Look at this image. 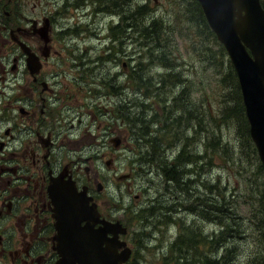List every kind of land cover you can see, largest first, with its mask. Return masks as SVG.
<instances>
[{
    "label": "rangeland",
    "instance_id": "rangeland-1",
    "mask_svg": "<svg viewBox=\"0 0 264 264\" xmlns=\"http://www.w3.org/2000/svg\"><path fill=\"white\" fill-rule=\"evenodd\" d=\"M27 1L32 18L40 13L39 20L47 16L52 24L50 57L46 62L42 60L37 76L53 83V91L42 92L45 100L38 97L35 106L39 107L47 99L50 110L61 108L58 122L65 125V133L76 144L73 157L79 161L78 175L85 178L84 167L88 168L90 176L97 178L98 186L102 184L110 198L112 220L120 219L127 226L124 238L133 252L128 264H264V171L254 143L244 140L243 126L234 119L227 123L219 119L221 105L227 101L234 103L231 93L236 81L231 83L227 76L231 61L226 50L224 54H215L216 66L209 64L212 52L221 42L190 26L191 19L202 20L193 1L151 2L156 8L155 16L165 19L166 45L171 47L169 56L176 61V70H182L191 81L201 112L199 124L191 121L189 126L181 127L192 137L188 150L200 155L196 165H186L194 171L185 169L189 174L184 177L185 181L193 179L192 190H196L192 195L166 180L156 160L148 164L141 159L139 155L145 152L146 145L141 140L139 143L132 140L131 128L124 119L125 115L140 111L132 105L133 98L141 100L137 78L141 70L131 69L137 60L129 58L148 59L153 50L138 46L136 52V47L128 43L120 52L121 45L111 41L114 30L113 33L109 30L119 21V16L112 19L106 12L94 15L89 0H77L72 6L65 2L74 0ZM261 2L264 4V0ZM3 20L1 25L12 27L14 34L23 27L16 17L7 23ZM1 25L0 56L7 44V28ZM30 27L27 25L25 29ZM23 35L29 48L37 47L36 38ZM10 45L16 49L8 52V69L11 58L18 56L21 62L17 75L29 79L21 47L12 42ZM152 63L144 68L145 76L152 81L158 75L170 73L160 63ZM40 90L39 85L36 96ZM176 90L171 88L166 93L162 88L168 97ZM160 105L152 104L156 110ZM158 124L149 123V127L157 129ZM217 135L226 144L225 149L217 142L214 147L206 145L208 140L216 141ZM115 137L120 139L118 147L111 141ZM181 146L180 138L173 137L163 139L161 148L164 147L165 155L172 160ZM122 174L129 175L123 178ZM209 184H215L217 189L209 188ZM216 190L222 194L223 210ZM203 197L217 201L219 209L215 213L206 211L208 203L203 202ZM190 205L194 210L189 209ZM226 219L235 224H220Z\"/></svg>",
    "mask_w": 264,
    "mask_h": 264
},
{
    "label": "flooded vegetation",
    "instance_id": "flooded-vegetation-1",
    "mask_svg": "<svg viewBox=\"0 0 264 264\" xmlns=\"http://www.w3.org/2000/svg\"><path fill=\"white\" fill-rule=\"evenodd\" d=\"M260 3L264 8L261 0ZM39 16H30L27 0H0V25L1 20L7 23L13 17L23 24L15 34L12 27L1 25L7 28V44L0 56V264H78L72 258L70 236L67 232L59 234L55 226V190H65V184L73 186L76 193L84 190L92 198L89 203L96 204L100 219L112 220L110 198L106 196L104 186H98L100 182L90 176L87 167H84L85 178L78 175L79 161L73 157L76 144L65 133V125L58 122L61 108L50 110L47 99L39 107L35 106L38 97L45 100L42 92L53 91V83L38 78L42 67L30 75L26 54L18 42L29 45L23 34L36 38L37 47H30V51L40 58L41 63L42 60L48 61L51 18L46 16L39 20ZM27 25L28 29L31 26L30 30L25 29ZM46 25L49 41L44 43L36 32H43ZM11 42L24 55L23 63L31 76L29 79L17 75L21 62L18 56L11 58L12 65L8 69V52L16 49ZM46 52L47 56H44ZM122 66L125 68L124 63ZM39 85L41 90L36 96ZM69 109L71 113L72 107ZM128 175L122 174V177ZM99 224L96 223L95 227ZM125 235L119 238L125 241ZM64 242L66 245H62ZM132 255L131 248V255L124 264H128Z\"/></svg>",
    "mask_w": 264,
    "mask_h": 264
},
{
    "label": "trees",
    "instance_id": "trees-1",
    "mask_svg": "<svg viewBox=\"0 0 264 264\" xmlns=\"http://www.w3.org/2000/svg\"><path fill=\"white\" fill-rule=\"evenodd\" d=\"M152 1L153 0H89L88 3L94 15L106 12L112 19L113 16H119V21L110 26L109 30L110 33H113L114 30V33L111 35V41H117V43L121 45L120 52L124 51L123 45H125V48L128 47V43L136 47V52H138V46H143L147 49L151 48L153 50L148 59H140V57L129 58L137 60L135 66L131 67V69L138 68L141 70V73L137 75L141 100L136 101V98H133L134 101L132 105L138 107L140 111L133 113L132 116H130V114L125 115V120L129 123L128 125L131 128L132 140L136 143H139V140H141L142 143L146 145L145 152L139 155L141 159L148 164L156 160L166 180L178 185L183 191H188L187 193L192 195L193 184H191V182L193 179L188 178V180L185 181L184 177H188L187 175H189L186 174V170L194 171V168H186V165L189 163H195L196 165L200 155L188 150L192 137L187 136L185 132L181 130V127L189 126L191 121H197L196 123L199 124L198 121L200 120L199 115L201 112L196 105L194 96L195 90L191 86V81L186 79L182 70H176L177 63L169 56L171 47L166 45L168 36L165 31V19H160L155 16L156 8L151 6ZM192 1L196 5V9L202 16L203 21L198 18L196 20L190 18V26H196L200 30L199 33L216 40V36L212 33V30L208 27L203 17L197 0ZM76 2L77 0L67 1L65 5L72 6ZM109 48L111 53L112 44L109 45ZM217 52L225 53V48L221 43H219V48L212 52L211 59L209 60L210 65H217V59L215 58ZM152 62L160 63V65L168 69L170 73L158 75L155 81L147 78L144 74V68L147 65H152ZM227 76L230 77L231 83L236 81V84H233L234 88L231 93V98L234 99V103L227 101L224 105H221L219 119L224 123L233 119L237 121V123L244 128L246 135V137L244 136V140L246 142L247 140L251 142L252 140L249 135V127L238 80L233 66H231L230 63ZM225 79L226 78L223 77L224 81ZM221 82L223 81L221 80ZM156 83H158V85H155ZM162 88L166 93H168L171 88H178V90H176L171 97H168L162 91ZM145 100L150 102L146 104L144 102ZM154 102L161 104L158 110L152 106ZM146 115H150L148 119ZM157 122H160V124L156 126L157 129L149 127V123L156 124ZM148 134L153 136H148ZM173 137H176V139L180 138L182 146L178 154L170 160L163 151L164 147L161 148V146L163 139ZM215 140L216 141L208 140L206 145L208 147H214L217 142L218 146L222 149L226 148V144L221 142L222 139L220 135H217ZM167 144L168 143H166V145ZM169 145L171 144L169 143ZM260 168L263 170L262 165ZM211 187L217 189L215 184H209V188ZM215 194L221 199L220 203H222V210L225 209L223 208L225 203L224 200L222 202V194L218 193L217 190ZM203 202L208 203L205 210L211 213H215L220 207L217 201H211L207 197H203ZM212 202L215 203L214 208L212 207ZM198 206L201 207V204H198ZM189 209L194 210L191 205ZM220 224L225 226V224L235 223L233 220L229 223V220L226 219Z\"/></svg>",
    "mask_w": 264,
    "mask_h": 264
},
{
    "label": "water",
    "instance_id": "water-1",
    "mask_svg": "<svg viewBox=\"0 0 264 264\" xmlns=\"http://www.w3.org/2000/svg\"><path fill=\"white\" fill-rule=\"evenodd\" d=\"M198 2L235 70L249 135L264 170V8L260 0ZM47 30L46 25L43 32L38 31L44 43L49 41ZM19 44L27 55L30 73L38 72L42 65L39 57L26 44ZM111 141L114 147H118L119 138H112ZM90 200L92 198L84 190L76 193L73 186L65 184V190H55V226L58 233L67 232L70 236L72 258L78 264H124L131 255V248L119 238L126 234V226L118 219H100L96 204H90ZM96 223H100L98 227H95Z\"/></svg>",
    "mask_w": 264,
    "mask_h": 264
},
{
    "label": "bare ground",
    "instance_id": "bare-ground-1",
    "mask_svg": "<svg viewBox=\"0 0 264 264\" xmlns=\"http://www.w3.org/2000/svg\"><path fill=\"white\" fill-rule=\"evenodd\" d=\"M116 121V120H115ZM129 124V123H128ZM157 164V163H156ZM156 166V165H155ZM158 166V165H157ZM157 168V167H156ZM159 168V167H158ZM173 184V183H172ZM185 231L187 232V229H185Z\"/></svg>",
    "mask_w": 264,
    "mask_h": 264
}]
</instances>
